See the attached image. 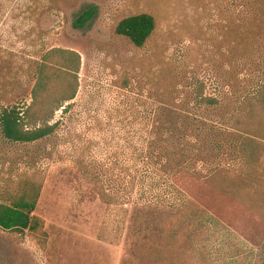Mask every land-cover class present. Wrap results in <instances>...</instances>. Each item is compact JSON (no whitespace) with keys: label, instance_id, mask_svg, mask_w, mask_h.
Here are the masks:
<instances>
[{"label":"rangeland","instance_id":"374dc122","mask_svg":"<svg viewBox=\"0 0 264 264\" xmlns=\"http://www.w3.org/2000/svg\"><path fill=\"white\" fill-rule=\"evenodd\" d=\"M90 8V23L74 27ZM142 13L157 27L137 47L116 29ZM52 47L82 56L58 130L21 143L0 126V201L27 179L43 182L35 214L48 236L43 245L0 227V264L247 261L249 244L222 234L260 244L264 264V0H0V109L31 102L36 64ZM164 124L183 163L152 183L141 154Z\"/></svg>","mask_w":264,"mask_h":264},{"label":"trees","instance_id":"16d2710c","mask_svg":"<svg viewBox=\"0 0 264 264\" xmlns=\"http://www.w3.org/2000/svg\"><path fill=\"white\" fill-rule=\"evenodd\" d=\"M96 10L90 8L81 13L73 22L76 28H85ZM157 22L153 15L142 13L124 18L117 26L119 35L128 37L137 47H144L156 30ZM82 66L81 54L73 49L52 47L43 52L36 64V80L31 91L29 104H13L0 109V126L5 138L14 142L34 143L56 133L60 120L54 121L55 113L61 107L67 112L72 106L79 89V73ZM198 97L202 103L215 105L218 98L206 96L201 92ZM171 111H162V116ZM173 128L164 125L152 127L146 136V147L141 154V171L151 182H157L170 172L180 169L182 162L173 159L170 148ZM165 142L169 149L162 147ZM187 157V154L184 153ZM184 157V158H186ZM167 160V161H165ZM173 161V163H172ZM172 164L174 166H172ZM43 182L27 179L20 184L19 191L0 201V227L18 232L29 231L41 244H45L48 232L45 221L35 214ZM106 194V192H105ZM107 201V200H106ZM157 203L148 200L146 204L153 208ZM133 219L137 218L139 204H136Z\"/></svg>","mask_w":264,"mask_h":264},{"label":"crops","instance_id":"0c3cea01","mask_svg":"<svg viewBox=\"0 0 264 264\" xmlns=\"http://www.w3.org/2000/svg\"><path fill=\"white\" fill-rule=\"evenodd\" d=\"M224 238L227 240L230 239V240L234 241V243L236 245L249 244L248 248H250V250L248 251L249 259L247 261H246V259L243 258V256H245V254H237L236 253V254H233L232 256L230 255V257L225 258L227 261L226 264H243L244 262L252 263V264L259 263V259L261 257L260 252H259L260 246H261L260 244L251 242L247 238H245L244 236H242L240 234H222V239H224ZM223 261H225V260L222 259V262Z\"/></svg>","mask_w":264,"mask_h":264}]
</instances>
